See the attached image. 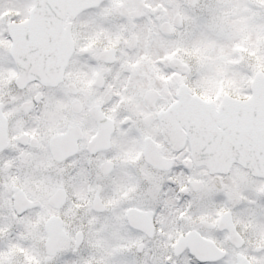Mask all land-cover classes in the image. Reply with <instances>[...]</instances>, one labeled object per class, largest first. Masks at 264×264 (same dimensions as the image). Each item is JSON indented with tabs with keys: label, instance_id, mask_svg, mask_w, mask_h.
I'll return each instance as SVG.
<instances>
[{
	"label": "snow or ice",
	"instance_id": "1",
	"mask_svg": "<svg viewBox=\"0 0 264 264\" xmlns=\"http://www.w3.org/2000/svg\"><path fill=\"white\" fill-rule=\"evenodd\" d=\"M0 264H264V0H0Z\"/></svg>",
	"mask_w": 264,
	"mask_h": 264
}]
</instances>
